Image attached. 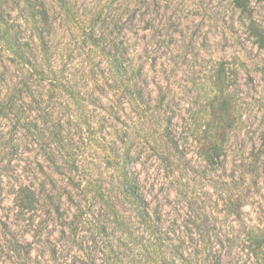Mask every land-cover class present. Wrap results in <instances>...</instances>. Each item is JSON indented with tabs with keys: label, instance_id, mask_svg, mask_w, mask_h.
<instances>
[{
	"label": "rangeland",
	"instance_id": "rangeland-1",
	"mask_svg": "<svg viewBox=\"0 0 264 264\" xmlns=\"http://www.w3.org/2000/svg\"><path fill=\"white\" fill-rule=\"evenodd\" d=\"M242 1L0 0V264H264Z\"/></svg>",
	"mask_w": 264,
	"mask_h": 264
},
{
	"label": "trees",
	"instance_id": "trees-1",
	"mask_svg": "<svg viewBox=\"0 0 264 264\" xmlns=\"http://www.w3.org/2000/svg\"><path fill=\"white\" fill-rule=\"evenodd\" d=\"M236 4L237 6H239L240 8H246V5L244 4V2L241 0H236Z\"/></svg>",
	"mask_w": 264,
	"mask_h": 264
}]
</instances>
